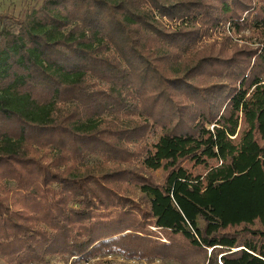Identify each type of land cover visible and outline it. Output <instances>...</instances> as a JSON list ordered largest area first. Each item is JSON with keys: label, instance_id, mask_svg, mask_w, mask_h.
Listing matches in <instances>:
<instances>
[{"label": "trees", "instance_id": "1", "mask_svg": "<svg viewBox=\"0 0 264 264\" xmlns=\"http://www.w3.org/2000/svg\"><path fill=\"white\" fill-rule=\"evenodd\" d=\"M108 256L264 264V0L0 15V260Z\"/></svg>", "mask_w": 264, "mask_h": 264}, {"label": "rangeland", "instance_id": "2", "mask_svg": "<svg viewBox=\"0 0 264 264\" xmlns=\"http://www.w3.org/2000/svg\"><path fill=\"white\" fill-rule=\"evenodd\" d=\"M42 0H0V15L13 16L17 18H24L33 8L38 7L41 4ZM224 30V31H223ZM220 29L219 33H213L209 36L210 43L216 41L217 43L222 42V38L227 36L230 38V45L236 46L238 48H251L253 49L258 45L257 37L254 33L246 31L241 34H232L228 32L226 27L225 29ZM224 33V34H222ZM95 163V160L92 161ZM185 166L192 170L193 172H198L201 168H195L190 163H184ZM151 177L159 182L162 179V173L155 172L150 174ZM12 188V184H8ZM0 264H7L4 261L0 260ZM45 264H71V260L67 263L62 262L59 258L49 259ZM90 264H147L141 261H129L125 260L118 256H108L104 258H97L90 262ZM158 264H165L160 263Z\"/></svg>", "mask_w": 264, "mask_h": 264}]
</instances>
